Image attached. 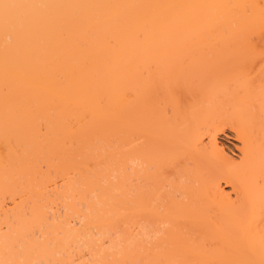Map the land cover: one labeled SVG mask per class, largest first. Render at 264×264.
<instances>
[{
  "label": "bare ground",
  "instance_id": "6f19581e",
  "mask_svg": "<svg viewBox=\"0 0 264 264\" xmlns=\"http://www.w3.org/2000/svg\"><path fill=\"white\" fill-rule=\"evenodd\" d=\"M84 204L133 217L102 264H264V0H0V264L56 261Z\"/></svg>",
  "mask_w": 264,
  "mask_h": 264
},
{
  "label": "rangeland",
  "instance_id": "374dc122",
  "mask_svg": "<svg viewBox=\"0 0 264 264\" xmlns=\"http://www.w3.org/2000/svg\"><path fill=\"white\" fill-rule=\"evenodd\" d=\"M219 140H221L224 144H225V146H226V148H227V150H228V152L230 153V154H237L238 153V151H237V149H236V147L238 146V142H237V140H235L232 136H231V134L229 133V131L228 132H226L225 134L224 133H220V135H219ZM102 142L103 141H101V145H103L102 144ZM114 143H115V141H113ZM113 142H111V143H113ZM120 142V141H119ZM100 143V142H99ZM99 143H97V144H99ZM105 145H106V142L104 141L103 142ZM113 143V145H111V146H113L112 148L115 150V147L114 146H118V145H116V144H114ZM117 143V142H116ZM123 143V142H122ZM124 143H127V142H124ZM129 143V142H128ZM118 144H121V143H118ZM130 144V143H129ZM131 144H133V142L131 143ZM105 145H103V146H105ZM108 145L110 146V144H108L107 143V147L105 146V147H103V149L104 150H102V148H101V151H102V156H99L98 157V155H97V153L96 152H94L92 155H91V153L89 154V155H87V158H89V156L91 155L92 156V158L89 160V162L91 161L92 162V164H96L97 162L99 163V164H97V165H99L100 166V164L101 165H109V164H106V162H108V163H110V165L109 166H112L111 168H117V164L115 165L114 163H116L117 161L121 164V163H123V161L122 162H120V160H123V158H124V156H122V155H120V153L122 152V151H113L112 153H111V147H110V149L111 150H109V148H108ZM128 145V144H127ZM126 147V146H125ZM128 147V146H127ZM123 148H124V146H123ZM118 149H119V147H118ZM116 150H117V148H116ZM127 150V149H126ZM115 152V153H114ZM127 152V151H126ZM86 154H88V152L86 153ZM94 154H95V156H94ZM97 155V156H96ZM125 155V154H124ZM131 155V154H130ZM127 156H128V153H127ZM126 156V157H127ZM85 157H86V155H85ZM84 157V158H85ZM98 159H100V160H98ZM102 157V158H101ZM121 157H122V159H121ZM126 157L124 158L125 159V163H128V161H130V160H128L129 159V157H128V159H126ZM105 161V163H104V161ZM85 160V163L87 162L88 163V160H86V159H84ZM101 161H103L102 163H100ZM114 161H116V162H114ZM125 163L123 164V165H125ZM130 164H131V162H129ZM128 163V164H129ZM91 163H88V165H90ZM95 164L92 166V167H90L91 169L92 168H94L95 169ZM112 164V165H111ZM128 164H126L127 166H128ZM96 165V168L98 167V169L100 168L99 166H97ZM84 167H87L86 166V164H85V166ZM93 170V169H92ZM96 171H99V170H96ZM101 171V170H100ZM119 171V170H118ZM117 170H115L114 172H112V174L113 175H110L109 174V176H110V178L108 179V177L109 176H106L105 177V181L103 180H101V179H103V177H104V175L103 174H105V173H103V174H100L101 176H99L98 177V179L96 178V176H95V178L100 182V183H105V184H107V183H111V182H109L110 181V179H116V181H118V177H119V172H118ZM102 173V172H101ZM98 175H99V172L97 173ZM60 175V174H59ZM97 175V176H98ZM57 176V175H56ZM55 176V177H56ZM71 176H73V174L71 175ZM113 176H115V178L113 177ZM53 177L55 180H56V178H57V180H56V182L57 181H62V179L63 178H60V177ZM100 177H102V178H100ZM109 181H108V180ZM64 180V179H63ZM113 180H112V182H113ZM102 181V182H101ZM116 181L115 182H113L112 184H116ZM55 182V181H54ZM54 182H52L51 183V186H53L54 185ZM55 182V184H57L58 185V187H59V182H57L56 183ZM62 183V182H61ZM61 183H60V186H61ZM63 185V184H62ZM54 186H56V185H54ZM61 188H64V187H62L61 186ZM59 190H60V187L58 188ZM229 189V188H228ZM62 190V189H61ZM96 189H94L93 188V190H91L90 192L88 191V190H86V191H88L87 193H86V191H85V194H88L87 196H89L90 195V198H91V195H93V194H91V192L92 191H94V193L97 191H95ZM93 193V192H92ZM97 193V192H96ZM95 193V194H96ZM97 196H98V193L96 194ZM95 195H93L92 196V198L94 197ZM96 196V197H97ZM96 197H94L93 199L94 200H97V198ZM96 198V199H95ZM5 204H6V206L8 205V207H11L12 205V199H8V197H7V200L5 199ZM57 202H59V201H57ZM85 202V201H84ZM57 204V205H56ZM59 204V205H58ZM61 203L59 202V203H55L54 202V204L52 203L51 205H50V207L48 208L49 210V213L52 215V217H53V219H55V218H57L58 220H60L61 218L63 219V218H66V217H63V215H64V210H63V207H62V205H60ZM56 205V206H55ZM85 205V204H84ZM5 206V205H4ZM5 206V207H6ZM62 207V208H61ZM85 207H86V205L84 206V207H82V209L84 210H82V212L84 213V215H82V212L81 213H79L78 212V214H77V212L76 213H71V215L70 216H68V221H69V225L72 227V230L73 231H78V232H82V231H84L79 237L78 236H76V241H75V238H74V244L72 245V247L70 246V248H69V252L66 250L65 251V249H62V251L60 252V254H59V256L60 257H58L57 259H56V261H54V260H51V262L49 263V264H102V263H104L103 261L104 260H102V259H104V257H102L103 256V253H102V251H103V249H105V250H108V251H114L115 249L117 250V248H116V245L115 244H117V241L119 240V239H122V237L124 236V235H127L128 237H129V239L131 240L132 238H133V229H134V225H133V217H131L132 219H129L128 221L127 220H125L123 223H121V221H120V225L118 224V223H115V224H117L118 226H116L114 223H112L111 225L112 226H114V227H109V226H107L106 225V227H105V229H104V231L102 230V229H100L99 227H97V226H88L87 225V223H86V218H85V215H86V212H85V210L88 208V206H87V208L85 209ZM64 209L66 210V208H65V206H64ZM63 210V211H62ZM86 211H89L88 209L86 210ZM131 210H129L128 209V212H130ZM67 212V211H66ZM66 212H65V215H66ZM91 213V212H90ZM64 215V216H65ZM67 215H69V214H67ZM60 216H61V218H60ZM117 216V215H116ZM133 216V215H132ZM60 218V219H59ZM114 222V221H113ZM116 222V221H115ZM119 222V221H118ZM110 225V226H111ZM160 226H162V224H158V227H160ZM70 227V228H71ZM97 227V228H96ZM157 227V228H158ZM99 228V229H98ZM103 231V232H102ZM89 240H90V242H89ZM95 241V243H92V241ZM120 241V240H119ZM121 242V241H120ZM122 243V242H121ZM95 244V245H94ZM97 245H99L98 247H97ZM94 246H95V248H97V249H95L94 248ZM101 247V248H100ZM72 248V249H71ZM115 248V249H114ZM102 249V250H101ZM112 249H114V250H112ZM119 249V248H118ZM97 250V251H96ZM104 250V251H105ZM101 251V252H100ZM65 252V253H64ZM67 252V253H66ZM62 256V257H61ZM102 257V258H101ZM110 258V259H109ZM108 259H109V261L111 260V258L112 257H109ZM59 259V260H58ZM62 259V260H61ZM58 260V261H57ZM102 261V262H101ZM48 263V262H47ZM43 264H45V261H44V263Z\"/></svg>",
  "mask_w": 264,
  "mask_h": 264
}]
</instances>
